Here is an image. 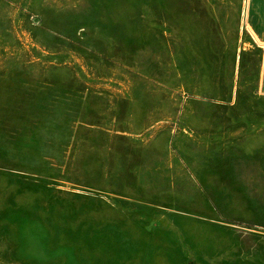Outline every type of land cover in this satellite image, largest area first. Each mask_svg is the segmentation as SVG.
I'll return each instance as SVG.
<instances>
[{"label":"rangeland","instance_id":"374dc122","mask_svg":"<svg viewBox=\"0 0 264 264\" xmlns=\"http://www.w3.org/2000/svg\"><path fill=\"white\" fill-rule=\"evenodd\" d=\"M247 14L0 0V264H264Z\"/></svg>","mask_w":264,"mask_h":264},{"label":"crops","instance_id":"0c3cea01","mask_svg":"<svg viewBox=\"0 0 264 264\" xmlns=\"http://www.w3.org/2000/svg\"><path fill=\"white\" fill-rule=\"evenodd\" d=\"M249 30L262 48L260 90L264 95V0H248L247 14Z\"/></svg>","mask_w":264,"mask_h":264}]
</instances>
